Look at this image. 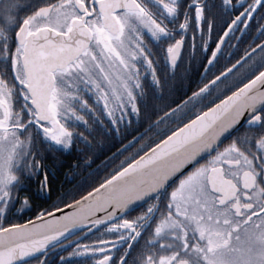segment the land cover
Listing matches in <instances>:
<instances>
[{
    "label": "snow or ice",
    "instance_id": "6c2138e0",
    "mask_svg": "<svg viewBox=\"0 0 264 264\" xmlns=\"http://www.w3.org/2000/svg\"><path fill=\"white\" fill-rule=\"evenodd\" d=\"M112 140L105 177L33 208L49 153ZM0 264H264V0H0Z\"/></svg>",
    "mask_w": 264,
    "mask_h": 264
},
{
    "label": "flooded vegetation",
    "instance_id": "af4514ba",
    "mask_svg": "<svg viewBox=\"0 0 264 264\" xmlns=\"http://www.w3.org/2000/svg\"><path fill=\"white\" fill-rule=\"evenodd\" d=\"M235 43V42H233ZM152 46V45H150ZM244 45H241V48L238 50V53H242ZM154 51L158 54L157 58L161 63L158 64V70L160 65L162 68L164 67V62L162 58V53L158 47L153 46ZM230 51V50H229ZM228 56V51L225 52V58ZM185 58H187V54H185ZM183 61V60H182ZM182 61L176 68V79L178 82L179 92L178 95L181 96V86L182 84L188 85L190 88H195L197 82L200 80V73L203 69L200 67V60L192 62L191 65H182ZM224 61L222 60L221 63ZM194 63V64H193ZM143 130V126L140 128ZM150 135V134H149ZM137 150V146L134 145L129 152H135ZM77 157H74V162L68 165V162L64 161L60 163L59 161L55 162L53 154H48V159L45 161L49 168V180L51 182V190L47 193H39L37 191L36 185L32 186V206L34 209L37 207L47 208L50 204L59 200L69 201L72 198H77L84 189V178L90 172L86 171L84 166H91L90 162L85 161L84 155L82 152L79 153ZM89 172V173H88ZM61 174V175H60ZM133 212L131 215H135ZM32 216V212L24 210L22 213H19L16 217H14V222L22 223L24 219H30Z\"/></svg>",
    "mask_w": 264,
    "mask_h": 264
},
{
    "label": "trees",
    "instance_id": "16d2710c",
    "mask_svg": "<svg viewBox=\"0 0 264 264\" xmlns=\"http://www.w3.org/2000/svg\"><path fill=\"white\" fill-rule=\"evenodd\" d=\"M159 63H161V60L159 61ZM182 65H189L187 58L183 59ZM158 71L161 76H165V75L171 76V70L166 71L164 67L162 68L161 65ZM175 73H176V69H175ZM172 82L175 84V92L173 94V98L179 97L178 95L179 88H178V82H177L176 77L173 78ZM193 89L194 88H190L188 85L182 84L181 93L183 95L185 91L190 92ZM132 135H135V133L133 132ZM150 136H152L151 133H150ZM128 138L130 139L131 137H128ZM152 138L154 139L155 136H152ZM123 142L124 141L112 140V141L105 142L102 146L100 145L96 146L91 151L82 152V155H84L85 161L90 162L91 166L90 167H88L87 165L84 166L85 170L89 171L90 173L88 172L89 174L86 175L83 180L84 189L81 194H83L86 190H89L90 187L94 186L98 181H100L103 177H105L108 174V172L111 171L115 163L118 162L117 160H113L112 156L117 151V149L120 148V145ZM79 153L80 152H77L75 149H73L67 152L55 153L53 157H54L55 162L59 161L60 163H63L64 161H66L68 162V165H70L74 162V157H77V155H80ZM130 153L132 152L125 153L124 157H126ZM124 157H119V159H123ZM66 202H70V200Z\"/></svg>",
    "mask_w": 264,
    "mask_h": 264
}]
</instances>
